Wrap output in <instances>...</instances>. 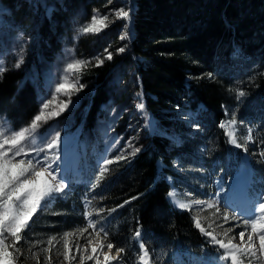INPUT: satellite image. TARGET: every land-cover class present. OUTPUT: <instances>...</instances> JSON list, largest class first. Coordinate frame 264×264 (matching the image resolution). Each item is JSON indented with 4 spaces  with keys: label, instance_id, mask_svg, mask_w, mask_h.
Masks as SVG:
<instances>
[{
    "label": "trees",
    "instance_id": "trees-1",
    "mask_svg": "<svg viewBox=\"0 0 264 264\" xmlns=\"http://www.w3.org/2000/svg\"><path fill=\"white\" fill-rule=\"evenodd\" d=\"M126 1L130 19L125 23L82 34L80 28L94 14L104 16L109 0H54L50 13L41 6L35 12L30 0H0V115L20 128L38 113L39 91L29 77L31 64L38 68V49L88 62L78 79L87 85L90 105L73 125L83 145L84 134L95 125V104L110 96L121 101L128 90L136 91L137 104L144 105L142 119L146 124L150 115L156 119L140 151L119 161L115 158L121 154L115 152L99 181L100 170L91 183L72 182L66 198L52 201L53 214L43 227L52 233L85 227L88 219L79 214L83 201L75 208L74 200L86 197L89 219L108 233L107 242L125 249L113 264H140L141 242L152 264H179L176 252L200 255L204 241L190 214L167 197V178H176L171 158L188 155L206 169L230 173L239 156L219 127L228 110L253 127L264 151V0ZM42 31L49 32L46 39ZM97 58L104 62L97 64ZM237 89L245 93L239 99ZM188 108L197 111L192 138L180 124ZM175 132L179 141L168 135ZM160 160L165 163L161 170ZM255 168L263 177L264 157ZM188 257L181 264H193Z\"/></svg>",
    "mask_w": 264,
    "mask_h": 264
},
{
    "label": "rangeland",
    "instance_id": "rangeland-1",
    "mask_svg": "<svg viewBox=\"0 0 264 264\" xmlns=\"http://www.w3.org/2000/svg\"><path fill=\"white\" fill-rule=\"evenodd\" d=\"M34 6V11L36 12L38 7L41 6L44 12L50 13L54 0H30ZM110 8L106 10L104 16L108 17L107 24L108 26L113 25L115 22L123 21L124 19H117L114 16V12L117 9L123 8L127 11V1L126 0H109ZM40 36L41 38L46 39V34L49 33L46 31V34ZM44 39V40H45ZM34 44L33 40L30 43L32 47ZM38 68L35 64H31L29 77L32 80L33 85L39 91L40 103L52 99L55 93V89L58 83L63 82L64 77L67 75L71 80H77L79 84H83L84 87L78 91L74 92L70 96L71 103L68 108L62 112L59 116L51 119L45 124L42 128L39 129L40 136H48L49 134H55V132L60 133L61 142L59 148L56 149L60 155V160L58 161L61 169L62 175L66 178L67 188H70L71 183H91L97 174L98 170H101L102 167H105L104 160H112L113 154L119 152L121 155H132L135 149H139L143 144V138L147 133L148 128L155 126V119L150 115L148 123L141 117V109L137 108L136 102V91L128 90L129 93L121 101H117L115 97H107V101L100 103L99 105L95 104V119H94V128L93 130L87 131L85 136L84 145L81 144V138L78 137L77 129L78 126L73 127L76 116L82 113L84 110L89 108L90 104H87V97L84 94L86 84L83 81H79L78 73H68L65 71L67 64L72 63L75 60L73 56L61 55L59 58L54 57L53 55L48 54L50 50L38 49ZM127 74L130 76L132 74L131 68L127 69ZM128 76V78H129ZM58 95L59 100H67L69 97L63 93L56 94ZM202 106V105H201ZM197 111L188 108L185 115L180 116L184 126V134L187 137H193V133L197 130L198 125L196 124L197 120ZM176 118L179 116L175 115ZM234 114L231 111L225 113L224 118L221 121H227L232 119ZM237 121L235 125L236 136L238 144L244 145L243 147H237L229 142L228 137L226 136L228 143L232 146L238 153L239 161L232 168L230 173H224L218 169H206L205 165L197 164L192 162V157H180L176 155L171 158L172 168L175 171L176 178H167L170 189L169 192L174 193L173 197L169 198L170 202L176 207L179 208L174 201L176 196L175 194L179 191L183 196V203H191L194 200L202 201H215L218 199L217 206L220 208V213L214 215L215 209H209L205 205H193L191 210H186L191 219L196 215L201 217L203 226L209 230L214 231L218 238L226 239L223 236V232L232 228L233 232L230 235H235L237 237L236 241L239 243L238 233L244 231V226L241 223L243 219H249V216L238 215L237 210L233 207L226 205L228 201L227 197L232 196L236 188H232L234 179L240 174L243 170H250L252 178L254 181L250 192L253 197L250 199V205L247 206L252 209L253 204H258L260 197H264V176L260 170L258 171L255 168V165L260 162V152L263 150L258 144L257 140L253 136V127L245 120H241L237 117H234ZM243 122V123H241ZM0 126L7 127L11 126L12 129L19 130L20 128L14 127L6 116L0 115ZM27 126V125H26ZM251 128L252 140L247 141L246 136L249 134L248 129ZM224 132L225 130L222 129ZM173 137L176 141H179L181 137L178 133L168 134ZM203 150L197 151L198 154L203 155ZM137 153V152H135ZM43 155V154H41ZM85 155L88 158L87 169L85 168ZM83 157V159H82ZM165 166V163L161 160L158 161V168L161 170ZM81 178L78 179L76 173L81 175ZM74 172V173H73ZM235 189V190H234ZM63 193L55 194L54 198L61 196V198H66L68 195ZM168 192V193H169ZM180 197V195H179ZM52 198V199H54ZM52 199L47 202L43 209H39V214L32 226L28 229H25L22 233L23 239L16 245L19 248V253H14L18 258H23L25 264H48L46 257H50L51 264H81V256H87L92 254L91 248L92 245L87 244V240H93V243H96L95 230L88 228V221L85 227L80 229L88 228V232L81 235L78 230L76 231H62L60 233H52L48 231L44 225H47V219L51 214H53V208L51 206ZM174 199V200H173ZM75 201V208H78L79 202L83 201V211H80L85 217L86 210L88 208V201L86 197L80 200ZM180 209V208H179ZM228 212L230 215H235L240 217V220H228L224 221L222 218V213ZM89 219V217H87ZM211 225V227H209ZM42 226V227H40ZM79 229V230H80ZM98 230V229H97ZM199 230V229H198ZM250 230V229H249ZM65 232H72L73 235L69 237H64ZM200 232V231H199ZM204 244L201 248V254L197 256L189 255L186 251L185 254L188 255V259L193 261V264H227V262L221 261L220 256L223 254V250H218L217 247L209 241V238L200 232ZM103 236V235H101ZM50 237H56V240L53 242V245L47 243ZM140 240V237L137 238ZM65 239L68 241V248L64 247ZM245 240H247V232L245 234ZM40 243H37V242ZM105 244L106 242L101 241ZM256 244L258 246V239H256ZM9 245L12 244V240L9 242ZM77 245L80 246L81 251H77ZM87 248L88 251L84 252L83 249ZM49 249L48 252L42 251L43 249ZM103 248V249H104ZM215 248V249H213ZM98 249L95 254L103 262V253L108 252L107 248L105 250ZM13 249L10 247L9 251ZM67 252L70 257H75V259H64L63 253ZM185 254L176 252L177 257L179 258L176 262L181 264L180 259H185ZM121 257L119 258V260ZM116 263L112 261L111 264ZM140 263V261H139ZM84 264H95V261L85 260ZM152 264V263H151ZM162 264V262H160ZM247 264V261H245ZM255 264V261L253 262Z\"/></svg>",
    "mask_w": 264,
    "mask_h": 264
},
{
    "label": "snow or ice",
    "instance_id": "snow-or-ice-1",
    "mask_svg": "<svg viewBox=\"0 0 264 264\" xmlns=\"http://www.w3.org/2000/svg\"><path fill=\"white\" fill-rule=\"evenodd\" d=\"M117 19H130L129 11L123 8L117 9L114 12ZM107 16H99L94 14L88 24L80 28L82 34L99 33L108 26ZM127 35V33H125ZM124 38L123 36L121 37ZM107 51V50H106ZM119 52H124V48H119ZM107 59H112V53L107 52ZM23 62L21 56L15 67H19ZM103 59L97 58L96 63L102 64ZM86 61H74L67 64L65 71L68 73H79L87 67ZM3 68H0V72ZM210 75V74H209ZM84 87L79 84L77 80L69 79L65 76L63 82L57 84L55 93H63L69 97L67 100H59L58 95L54 94L52 99L44 101L41 104L38 113L33 117L27 126L19 130L12 129L11 126H0V264H15L18 258L14 253H19L17 244L23 239L22 233L25 229L30 227V221L37 211L47 204L55 194L63 193L67 188L66 178L62 175L60 165V155L56 151L59 148L61 137L59 132L49 134L48 136H40L39 129L42 128L49 120L59 116L64 112L71 103L70 96L74 92L80 91ZM243 90L237 89V99L244 96ZM138 109L143 110V103L137 105ZM243 123V122H241ZM236 119L233 117L227 121H221L219 127L225 130V135L231 144L237 147L244 145L238 144L235 125ZM251 128L248 129L247 141L252 140ZM140 149H135V152ZM43 154V155H41ZM264 157V151L260 152ZM126 159L125 156H117L116 161ZM104 165L114 163L113 160H104ZM108 171L106 167H102L97 181L103 178L104 174ZM169 197L174 193L169 192ZM135 199V197H133ZM261 202L253 204L251 215L249 219H243L241 223L244 226V231L238 233L239 243L235 242L237 237L230 235L233 232L232 228H228L223 232L226 239L218 238L214 231L207 230L201 221V217L196 215L193 217L194 226L199 231L209 238V241L214 244L218 250H223L220 260L227 262V264H264V197L259 198ZM127 203V201L125 202ZM209 209H215L214 215L220 213V208L215 201H202L194 200L191 203H179L177 206L182 210H191L193 205H205ZM98 211H103L100 209ZM87 217H91V212H86ZM224 221L240 220V217L230 215L228 212L222 213ZM211 227V225H209ZM88 228L95 230L97 238L96 243L88 239L87 244L92 245L91 253L87 256H81V264L85 260L95 261V264H111L112 261H118L120 255L124 253V248L115 247L112 243H107L106 247L108 252L103 253V262L95 255L98 249H103L105 244L102 240H106L108 233L100 228L97 230L96 222L88 219ZM88 228L78 230L81 235L88 232ZM250 229V230H249ZM247 232V240L245 234ZM103 236L101 237V234ZM73 235L72 232H65L63 236L69 237ZM135 236L141 237L139 229L136 230ZM258 239V246L256 244ZM12 240V244L7 243ZM56 237H50L47 241L49 245H53ZM37 243H40L39 241ZM12 251H9V248ZM64 247L68 248V241L65 239ZM115 249L116 255L109 253ZM42 251L48 252L49 249L45 248ZM77 251H81L80 246L77 245ZM84 252L88 249L85 247ZM140 264H151L152 257L147 247L140 243ZM64 259H75L70 257L67 252L63 253ZM48 264H51L50 257H46Z\"/></svg>",
    "mask_w": 264,
    "mask_h": 264
},
{
    "label": "bare ground",
    "instance_id": "bare-ground-1",
    "mask_svg": "<svg viewBox=\"0 0 264 264\" xmlns=\"http://www.w3.org/2000/svg\"><path fill=\"white\" fill-rule=\"evenodd\" d=\"M155 121H156V119H155ZM82 159H83V157H82ZM85 161L88 162V158L86 157V155H85ZM253 181H254V178H252V174H251L250 170L245 169L240 174H238V176L234 179V182L232 183L233 184L232 188H236V191L232 196H229V199H231L233 197H237L238 200L231 201L230 203L226 202L225 204L230 206L231 208L233 207L234 209H236L238 215L249 216L251 214V209L247 206L250 205V199L253 197V195L250 192V188H251L250 183H253ZM245 189H246V191H243ZM239 192L241 194H238ZM177 195L178 194L176 193L175 196H177ZM239 198H242V200H240ZM227 199H228V197H227ZM175 200H176V198H175ZM215 201H218V199H215ZM106 248H104L103 250H105ZM213 249H215V248H213ZM109 254L110 255H116L115 249H113ZM207 263L209 264L210 262H207Z\"/></svg>",
    "mask_w": 264,
    "mask_h": 264
},
{
    "label": "water",
    "instance_id": "water-1",
    "mask_svg": "<svg viewBox=\"0 0 264 264\" xmlns=\"http://www.w3.org/2000/svg\"><path fill=\"white\" fill-rule=\"evenodd\" d=\"M55 199V198H54ZM54 199H52V201L54 200ZM45 207V205L44 206H42L40 209H43ZM39 214V210L37 211V213L33 216V218H32V221H30V226H32V224L34 223V220L36 219V217H37V215ZM121 257V256H120ZM15 264H20L18 261H16L15 260Z\"/></svg>",
    "mask_w": 264,
    "mask_h": 264
}]
</instances>
